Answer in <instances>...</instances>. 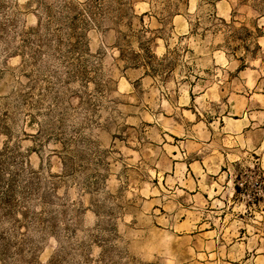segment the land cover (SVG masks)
<instances>
[{
	"label": "rangeland",
	"instance_id": "1",
	"mask_svg": "<svg viewBox=\"0 0 264 264\" xmlns=\"http://www.w3.org/2000/svg\"><path fill=\"white\" fill-rule=\"evenodd\" d=\"M0 264H264L251 0H0Z\"/></svg>",
	"mask_w": 264,
	"mask_h": 264
},
{
	"label": "trees",
	"instance_id": "2",
	"mask_svg": "<svg viewBox=\"0 0 264 264\" xmlns=\"http://www.w3.org/2000/svg\"><path fill=\"white\" fill-rule=\"evenodd\" d=\"M251 1H252L254 8L257 11H259L262 15H264V0H251ZM220 21L224 22L222 18H220ZM238 30H239V34L241 36L240 41L244 42L246 40V38L250 35V31L245 27H240ZM241 44H243L242 46L246 50H249L248 45H245L244 43H241ZM255 48H258L257 44H255ZM235 189L236 190L238 189L237 185L235 186Z\"/></svg>",
	"mask_w": 264,
	"mask_h": 264
}]
</instances>
